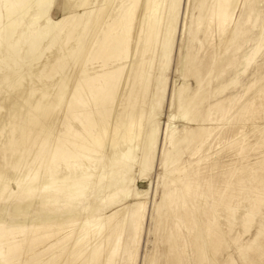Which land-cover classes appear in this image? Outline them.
<instances>
[{
    "label": "bare ground",
    "instance_id": "obj_1",
    "mask_svg": "<svg viewBox=\"0 0 264 264\" xmlns=\"http://www.w3.org/2000/svg\"><path fill=\"white\" fill-rule=\"evenodd\" d=\"M54 1L0 0V264H121L124 234L130 226L133 236V224L139 235L153 188L140 190L131 174L144 177L153 169L161 129L153 112L166 95L181 0H63L60 19L52 16ZM261 2L202 0L206 14L195 31L203 34L202 55L192 62L188 53L182 56L180 72L194 73L200 87L203 68L219 80L238 64L232 54L250 42L239 62L246 72L264 47ZM254 12L258 34L245 27ZM217 33L226 53L212 59ZM238 76L194 96L183 84L173 95L178 116L170 118L181 117L177 143L186 146L175 152L188 161L175 152L169 159L164 200L181 204L174 216L188 232L195 264H235L230 255L219 261L231 245L245 264H264V220L255 225L264 214V73L244 95L218 99L239 84ZM193 110L199 120L187 128ZM173 125L166 124V133L171 130L175 146ZM248 151L259 157L251 155L252 162ZM225 158L234 160L231 177L224 173L216 190L213 171ZM248 190L250 207L240 216L236 198ZM236 224L247 233L256 226L245 246L230 238ZM174 244L171 239L170 264H183L187 248L180 253Z\"/></svg>",
    "mask_w": 264,
    "mask_h": 264
},
{
    "label": "rangeland",
    "instance_id": "obj_2",
    "mask_svg": "<svg viewBox=\"0 0 264 264\" xmlns=\"http://www.w3.org/2000/svg\"><path fill=\"white\" fill-rule=\"evenodd\" d=\"M201 1L202 0H181L180 6H179V9H180L179 18H178V22L176 25V29L172 35L173 37L171 38L172 39L171 40V54L169 55V58H168L169 65H168L166 71L164 72V77H165L166 81L168 82V83L166 82L167 91H166V95H165V98H164V101H163L161 108H157L158 110L155 108L156 110L153 112V113H155V116L158 115L157 118L161 122V126H160L161 129H160V134H159V139H158V146H157V150L155 151V159L152 163L153 169L150 173L146 174L144 177H140L138 175L137 171H134L131 174V176L133 178L137 179V181H138L137 187L140 190H146L149 187V185H151V187L153 186V188H152L151 194L146 199L147 210L145 212V218L140 221L141 231H140L139 235L137 237H135V235L133 233V231H134V225L133 224H132V228H131L133 236H130V226L127 228V230L124 234L125 243H124V247L122 249V255L120 258V262L122 259L121 264H170V260H169L170 258H168L167 256L169 254V257H170L168 245H169V241L171 239H172L173 244L175 243L174 246L177 247L176 249L178 250V252L181 253L184 246L187 248L186 249L187 252L184 254L189 259L187 258V260H186V256L184 254H181V263H183V264H187V263L188 264H195V262H193L194 257H192L193 253L189 247L190 244L188 243L189 237H187V235H186V234H188V232L184 226L182 219L180 220V218H177L174 216L175 212H178L179 209L181 208V204L178 202L176 204L174 203L173 206H169V205H167V202L164 200L165 196L167 195V191L169 190L168 186H167L166 179H165V175L168 174L171 170V165L168 161L171 157H173L172 156L173 153L175 152V150L179 146H180L179 149L186 148L185 144L181 145V142L177 143V140L179 139V137L184 132L183 131L184 127L182 126V124L178 123L181 120L180 119L181 117H179V121H178V118H176L175 122H174V120H172V118H170L171 114L178 116L177 111L172 107V100H173V95H174L175 90H178L180 87L183 86V84H186V87H189L188 93H191V95L194 96L196 91L200 90L201 87H203V89L208 92L211 85H212L211 88L215 87L216 81L218 84L219 83H229L232 79L236 78L235 76L239 75L240 77L243 78L242 79L238 76L239 84H241V86H239V84H238L236 87L232 88L231 91L229 90L228 93L226 92V94L219 97L218 99H220L222 97H226V96L229 97L232 94H234V95L238 94L239 96L240 95L242 96V94L244 95L246 93L245 92L246 87L255 80L256 75L264 73V51H263L264 47L262 48V51H261L262 53L260 52L258 54L256 59L254 60L253 63H251V65L248 67L246 72H245L246 68H244L245 65L239 63L243 60V52H244L243 50H247V49L249 50L253 47V43H250V42L249 43L252 45L249 46L248 45L249 43L245 44L244 48H242L243 50H241L242 52H240V50H239L238 52H234V54H232V55H234V59L236 61H238V64L236 65V67H233V68L230 67L231 69L230 68L228 69L227 73H225L226 75L223 74V76L221 77L222 80L221 79L217 80V77L215 75H213L214 73L211 75V71H208L207 69L203 68L198 72V74H201V76L203 77V83L200 87L199 85H197V79H196L194 73H192V72L187 73V71H185L184 73L180 72V70H181L180 69V61H181L182 56H184L188 53L189 61L192 62L196 57L202 55L201 54V39L202 40L204 39L203 34L200 33V34L196 35V33H195V31L197 30V28L200 25V22H198L199 17L205 16V14H206V11H201L199 9V4L201 3ZM263 1L264 0H262L260 7L264 6ZM211 3H212V1H210L208 3V5H211ZM62 5H63V0H55L54 1V6L52 9V16L54 19H60V18L64 17ZM263 9H264V7H263ZM242 10H241V12L243 14L242 20L246 21L247 14H248V8H245V9L243 8ZM79 13H80V10L75 5H71V14L73 16H76ZM255 13L256 12L253 13L252 21L247 23L245 25V27L249 30H253L254 33L258 34V30H255L256 28H254L255 27L254 25H256L254 23H255V20L257 17V15ZM260 22H261V20H260ZM196 23L197 24L199 23V25H196ZM242 23L243 22L241 21V23L239 25H242ZM204 25L202 27L203 29L205 28ZM259 25H260V23L258 21L257 26H259ZM219 36H221V33H217L213 37V38H215V40L213 39L215 43H214L213 49H212V55H211L212 59H217V58L219 59L226 53L225 46H223V44L220 45V43H219ZM229 51H231V49ZM231 53H232V51H231ZM237 53H240V54H237ZM59 54H60V49H58V52L56 53V55L58 56ZM210 64H211V62L208 63L207 67H209ZM241 67L244 69H240ZM156 69H157L156 71L159 70V72H160V69H161L160 61L157 63ZM237 70H239V71H237ZM236 73H237V75H236ZM242 73L243 74L246 73L245 76ZM212 76H214V77H212ZM243 88H245V89L242 90ZM247 95H246V97H247ZM147 97H148L147 98L148 100H149V98H150V100L153 99L152 97H150V94ZM246 97H244L240 101H246ZM218 99L212 100L211 103L217 101ZM240 101L238 102L237 106L243 105L245 103V102H240ZM207 105H208V103H205L202 106V108H200V110H198V114L200 112L205 111V109L207 108ZM148 111H150V107L148 108ZM174 111H175V113H174ZM234 111H235V109L233 111H231V114ZM235 113H236V111H235ZM235 113H233L232 115L234 116ZM198 114L195 115V112L193 110V113L189 117V120L185 121L186 123L189 124L187 128H189L190 126L195 125V123H197V120H199ZM190 119L192 121H190ZM195 120H196V122H195ZM168 122H172L174 124L173 126L176 127V132L174 134V139L172 141L173 143L176 144L175 146H173L171 144V135H172L171 130L168 131V133H166V124ZM216 123H217L218 127H220V128L223 127V124L220 121H216ZM163 146H164V150H163ZM170 152L172 154H170ZM251 152L248 151V153L249 154L251 153V154L250 155L247 154L248 155L247 157H249V159L253 162L259 156L257 155V153H255L253 151H251ZM174 154H176V156L181 158L180 161H182V160L185 162L188 161V156L182 155V153L180 151L175 152ZM254 154L257 155V157ZM251 155L255 156L256 159L254 157H252ZM251 157L253 159H251ZM230 159H232V158H229V159L225 158L224 159V160H226L225 164H223V162H224V160H223L222 161L223 165H221V167H218L216 169V171L215 170L213 171L214 176H216V179L214 177V180H215L214 186H215L216 190H219L221 188L222 176H225V174H226L225 178H228L227 176L230 174L229 177H231V173H229V172H231V170L233 169L231 167V164L234 160L233 159L230 160ZM229 161L231 162V164ZM225 166H226V169H225ZM228 166L230 167L231 170H229ZM209 175L210 174L207 173V175L204 174L203 176L206 177ZM219 180H220V182H219ZM142 181H145L146 184L143 183ZM247 185L250 186L249 183H247L246 186ZM175 189L177 190V187H175ZM249 189H250V187H249ZM221 190H222V188H221ZM250 195H251V192H250V190H248L246 196L243 195L244 197L242 196V197L236 198V200L238 199L237 203L239 204V206L241 204V208L239 211L240 216L245 212L244 210L247 211L250 207V204L248 203L249 201H247L250 198ZM241 199H243V200H241ZM121 200L123 201V199H121ZM121 200L115 201L114 203L111 202L110 203V205H111L110 209L112 207L120 204L119 201H121ZM242 202H244V203H242ZM263 213H264V208H263ZM261 216L263 218H261ZM258 220H260V221L264 220V214H262V215H260V217L256 218L255 225H257L260 222ZM179 222H181V223H179ZM237 223H239V222H237ZM239 225L240 224L235 225L232 232L230 233V238L233 240H238L240 245L245 246L248 243H250L251 240L254 238V234L256 233L255 232L256 226H254L252 228L253 230H250V233L249 232L247 233V232H245L244 227H242V225H240V226ZM177 227H178V230L181 232H179L177 230ZM242 229H244V231H241ZM240 232L241 233L244 232V234L243 233L241 234ZM170 234H172V235H170ZM239 234H241L243 236H241V235L239 236ZM182 238H184V239H182ZM239 238H241V239H239ZM179 243H182L183 245H181ZM231 247L234 249H232ZM235 248L236 247H234L232 245L228 249H227V247L224 248V252L219 257V261L221 263L225 262V260H227V258H228V255H230L231 257L233 256L232 258L234 259L235 264H245L244 263L245 261L240 259L242 257L239 256V254H238L239 252Z\"/></svg>",
    "mask_w": 264,
    "mask_h": 264
}]
</instances>
